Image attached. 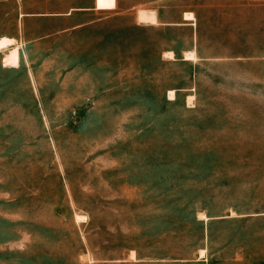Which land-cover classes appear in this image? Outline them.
<instances>
[{
	"label": "rangeland",
	"instance_id": "1",
	"mask_svg": "<svg viewBox=\"0 0 264 264\" xmlns=\"http://www.w3.org/2000/svg\"><path fill=\"white\" fill-rule=\"evenodd\" d=\"M0 35V264H264V0H0Z\"/></svg>",
	"mask_w": 264,
	"mask_h": 264
},
{
	"label": "bare ground",
	"instance_id": "2",
	"mask_svg": "<svg viewBox=\"0 0 264 264\" xmlns=\"http://www.w3.org/2000/svg\"><path fill=\"white\" fill-rule=\"evenodd\" d=\"M185 18H187V19H194V14H193V12H191V11H187L186 13H185ZM14 43V39L13 38H0V49H2V48H7L9 45H11V44H13ZM187 56H188V59L191 57V58H197L196 57V53H195V51H191L189 54H187ZM169 95L170 96H172V97H174V95H175V91L174 90H170L169 91ZM188 99L189 100H192L193 99V96H189L188 97ZM85 219V216H83L82 214L81 215H76V220L77 221H79V220H84ZM201 252L202 253H204L205 252V250L204 249H202L201 250Z\"/></svg>",
	"mask_w": 264,
	"mask_h": 264
},
{
	"label": "crops",
	"instance_id": "3",
	"mask_svg": "<svg viewBox=\"0 0 264 264\" xmlns=\"http://www.w3.org/2000/svg\"><path fill=\"white\" fill-rule=\"evenodd\" d=\"M2 36L13 37V38H16L17 41H19L15 35H0V38H1Z\"/></svg>",
	"mask_w": 264,
	"mask_h": 264
}]
</instances>
